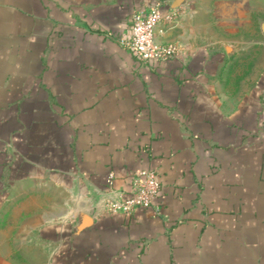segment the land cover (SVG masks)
<instances>
[{
	"label": "crops",
	"instance_id": "1",
	"mask_svg": "<svg viewBox=\"0 0 264 264\" xmlns=\"http://www.w3.org/2000/svg\"><path fill=\"white\" fill-rule=\"evenodd\" d=\"M263 4L0 0V264H264ZM154 5L179 50L145 63ZM141 169L159 213L110 211Z\"/></svg>",
	"mask_w": 264,
	"mask_h": 264
},
{
	"label": "built area",
	"instance_id": "2",
	"mask_svg": "<svg viewBox=\"0 0 264 264\" xmlns=\"http://www.w3.org/2000/svg\"><path fill=\"white\" fill-rule=\"evenodd\" d=\"M176 12H163L159 5L137 10L132 14L130 35L119 40L141 62L156 63L172 58L179 50L173 43L157 41L163 23H173ZM112 176L107 180L111 183ZM160 182L153 170L141 169L132 174L130 192L127 197L109 199L106 206L110 211L130 215L139 207H153L159 213L156 203Z\"/></svg>",
	"mask_w": 264,
	"mask_h": 264
},
{
	"label": "rangeland",
	"instance_id": "3",
	"mask_svg": "<svg viewBox=\"0 0 264 264\" xmlns=\"http://www.w3.org/2000/svg\"><path fill=\"white\" fill-rule=\"evenodd\" d=\"M262 9H263L262 12H263V17H264V4H263V8ZM250 20H252L253 23L252 24H249L247 26L249 31H248V36H247V39H246V42L245 43L248 44V45H253L254 44V40L256 38L257 39H260V37L258 35L255 37V35H254V33H253L252 30H254V29L258 30L259 29V24H256V26H255L254 20L253 19H250ZM263 23H264V18H263ZM263 43H264V36H263ZM0 199H1V197H0Z\"/></svg>",
	"mask_w": 264,
	"mask_h": 264
}]
</instances>
